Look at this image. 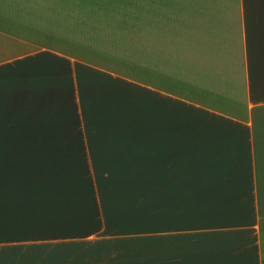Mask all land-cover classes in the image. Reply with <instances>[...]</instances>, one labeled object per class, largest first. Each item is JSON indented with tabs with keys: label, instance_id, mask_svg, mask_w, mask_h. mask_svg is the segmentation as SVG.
Wrapping results in <instances>:
<instances>
[{
	"label": "crops",
	"instance_id": "1",
	"mask_svg": "<svg viewBox=\"0 0 264 264\" xmlns=\"http://www.w3.org/2000/svg\"><path fill=\"white\" fill-rule=\"evenodd\" d=\"M0 264H264V0H0Z\"/></svg>",
	"mask_w": 264,
	"mask_h": 264
},
{
	"label": "rangeland",
	"instance_id": "2",
	"mask_svg": "<svg viewBox=\"0 0 264 264\" xmlns=\"http://www.w3.org/2000/svg\"><path fill=\"white\" fill-rule=\"evenodd\" d=\"M102 194L98 196V198L95 197V200H92L91 198V194L88 195V193H86L84 195V203H85V206H84V211H80L81 213H84V214H96V216L98 214H104L106 213V209H105V206L110 204V206L113 205V207H123L124 205H116L117 203H122L123 201H126L124 198V196H120L124 190L123 189H112V188H102ZM91 191V189H90ZM97 199H99L97 201ZM97 201V202H96ZM87 203H90V204H87ZM124 203V202H123ZM93 204V205H92ZM92 205V206H91ZM130 206L134 207L135 208V205L131 204ZM107 208V207H106ZM75 209V208H74ZM143 211H147V212H155L156 209H155V206L153 205H149L147 208H143ZM119 212V211H118ZM105 220H89V219H84L82 221V223L79 225L80 227H83L84 226H93L94 224H99L101 226V223H104Z\"/></svg>",
	"mask_w": 264,
	"mask_h": 264
}]
</instances>
